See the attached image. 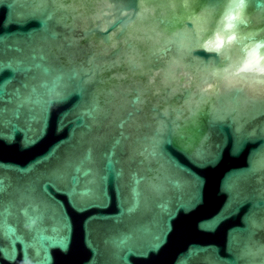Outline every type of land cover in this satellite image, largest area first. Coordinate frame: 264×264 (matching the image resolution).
<instances>
[{"label":"water","instance_id":"obj_1","mask_svg":"<svg viewBox=\"0 0 264 264\" xmlns=\"http://www.w3.org/2000/svg\"><path fill=\"white\" fill-rule=\"evenodd\" d=\"M225 2L0 0V264H264V0L218 53Z\"/></svg>","mask_w":264,"mask_h":264},{"label":"clouds","instance_id":"obj_2","mask_svg":"<svg viewBox=\"0 0 264 264\" xmlns=\"http://www.w3.org/2000/svg\"><path fill=\"white\" fill-rule=\"evenodd\" d=\"M246 9L247 0H226L223 12L217 21V31L212 37L218 53L243 38L240 28L246 22ZM253 67L264 72V39L253 37L251 46L244 50V62L239 70Z\"/></svg>","mask_w":264,"mask_h":264},{"label":"snow or ice","instance_id":"obj_3","mask_svg":"<svg viewBox=\"0 0 264 264\" xmlns=\"http://www.w3.org/2000/svg\"><path fill=\"white\" fill-rule=\"evenodd\" d=\"M3 39H4V37H0V41H2ZM2 68H3V65L0 64V69H2ZM8 82H10V80L6 81L5 83H8ZM3 94H4V84H0V97H2Z\"/></svg>","mask_w":264,"mask_h":264}]
</instances>
